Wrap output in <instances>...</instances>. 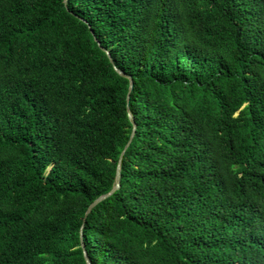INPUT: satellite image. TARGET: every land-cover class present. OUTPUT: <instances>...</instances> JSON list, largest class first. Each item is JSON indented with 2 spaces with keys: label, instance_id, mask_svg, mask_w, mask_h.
I'll use <instances>...</instances> for the list:
<instances>
[{
  "label": "trees",
  "instance_id": "trees-1",
  "mask_svg": "<svg viewBox=\"0 0 264 264\" xmlns=\"http://www.w3.org/2000/svg\"><path fill=\"white\" fill-rule=\"evenodd\" d=\"M82 235L264 264V0H0V264H88Z\"/></svg>",
  "mask_w": 264,
  "mask_h": 264
},
{
  "label": "water",
  "instance_id": "water-1",
  "mask_svg": "<svg viewBox=\"0 0 264 264\" xmlns=\"http://www.w3.org/2000/svg\"><path fill=\"white\" fill-rule=\"evenodd\" d=\"M64 4H65V6H67V0H64ZM99 44H100V43H99ZM102 49H103L104 51H106V53H107V55H108L110 61H111L112 63H114V60H113V58H112L110 52H109L108 50H106L104 47H102ZM114 67H115L116 71H117L120 75H122V76L127 77V78L130 79V91H131L132 88H133V79H132V77H131L130 75H127L125 72H123L122 70H120L118 67H116V66H114ZM128 101H129V97H128ZM128 114H129L130 121H131V123L133 124V133H132V135H131V137H130L128 143H127V145L125 146V148H124V150H123V152H122V154H121V156H120L119 163H118V167H117V174H116V183H115V186H114L113 189H112L111 191H109L108 193H105V194L99 196V198L96 199V200L90 205V207L88 208L87 213H86L87 216H86L85 224H86V222H87V217L91 214V212H92V211H93V210H94V209H95L100 203H102L103 201H105V200H107L108 198H110V196H111L113 193H115V192L120 188V186H121V165H122V159H123L124 154H125L127 148L129 147V145L131 144L132 139H133V137H134V135H135V133H136V124H135V120H134L133 115L131 114L130 109H128ZM82 234H83V233H82ZM83 239H84V237H83V235H82V240H83ZM83 248H84V252H85V257H86L87 263H88V264H92L91 259H90V257H89V254H88V252H87V250H86V245H85L84 240H83Z\"/></svg>",
  "mask_w": 264,
  "mask_h": 264
}]
</instances>
